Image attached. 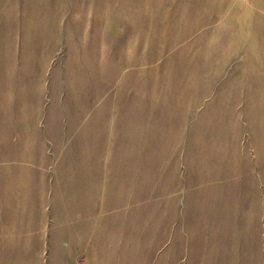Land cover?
<instances>
[{
	"label": "rangeland",
	"instance_id": "1",
	"mask_svg": "<svg viewBox=\"0 0 264 264\" xmlns=\"http://www.w3.org/2000/svg\"><path fill=\"white\" fill-rule=\"evenodd\" d=\"M0 264H264V0H0Z\"/></svg>",
	"mask_w": 264,
	"mask_h": 264
}]
</instances>
